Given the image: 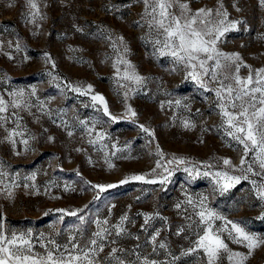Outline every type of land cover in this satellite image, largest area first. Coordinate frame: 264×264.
Here are the masks:
<instances>
[{"label":"rangeland","instance_id":"obj_1","mask_svg":"<svg viewBox=\"0 0 264 264\" xmlns=\"http://www.w3.org/2000/svg\"><path fill=\"white\" fill-rule=\"evenodd\" d=\"M221 2L229 14V22L239 23L221 37L218 50L239 53L242 63L252 70L264 68V7L259 0H189L193 10L216 9ZM38 3L44 18L30 23L26 0H0V96L11 101V93L24 90V100L29 105L19 109L9 107L0 114L7 118L0 126V224L5 234L31 230L34 250L41 253L44 251L41 236L54 238L61 245L67 243L81 214L89 221L107 219L113 225L127 214L130 220L125 227L131 235L109 245L102 256L112 246L132 253L139 244L136 252L141 258L146 256L159 264H173V257H179L174 264H206L202 252L181 255L193 246L200 232L194 226L199 219L195 211L200 209L194 210L187 199L191 197L198 203L203 196L207 197L208 208L264 238L261 218L264 202L256 198L250 183V180L260 182V177L249 174L250 180H242L221 194L213 176L203 175L220 170L241 175L239 170L224 166L222 159L228 158L238 165L243 150L225 138L222 129L216 128L221 120L214 92H206L195 81L186 79L184 67L175 65L171 56L154 51V37L142 20V0H38ZM45 52L50 62L45 61ZM121 56L131 62L136 73L147 78L143 85L122 79L125 69L122 64L117 65L120 68L117 75L113 63ZM239 74L247 77L249 67H241ZM68 85L82 90L88 85L92 87L82 95ZM95 94L104 97L109 112L118 118L115 122L103 114L102 105L92 101ZM176 100H181V106L175 105ZM169 101L173 102L171 106ZM126 106L137 115L128 117ZM17 117L21 119L17 121ZM185 120L195 126L185 128L182 123ZM140 125L148 127L153 135L143 132ZM13 130L24 133L13 137L15 144L6 139ZM69 131L73 133L71 136ZM97 133L103 134L102 140ZM50 136L52 141L48 139ZM22 139L28 140L27 151L20 143ZM89 140L96 142L90 144ZM159 153H163V159ZM179 158L184 163H179ZM157 161L162 167L156 168ZM164 167L172 175L168 183L161 184L162 176L167 175ZM185 168L192 169L193 176L197 170L201 175L192 179ZM33 174L34 180L30 179ZM133 175H144L145 181L157 182L129 179L127 183H119ZM14 182L19 186H14ZM25 184L29 187H24ZM109 184L116 187H105L103 192L91 187ZM9 189L13 193L11 198L7 194ZM97 195L99 199H94ZM58 209L65 211L61 213ZM70 212H77V216L67 215ZM145 213L156 216L147 231L141 228ZM61 215L63 221L59 219ZM189 216L191 221L186 219ZM84 227L86 237L97 230L91 222ZM180 227L185 231L177 236ZM156 230H160L158 241L166 243L167 249L153 253L150 237ZM226 242L233 251L247 252L243 245ZM125 258L135 261L136 254ZM221 264H229L226 257ZM246 264H264V246L254 250Z\"/></svg>","mask_w":264,"mask_h":264},{"label":"snow or ice","instance_id":"obj_2","mask_svg":"<svg viewBox=\"0 0 264 264\" xmlns=\"http://www.w3.org/2000/svg\"><path fill=\"white\" fill-rule=\"evenodd\" d=\"M142 3L144 4L142 20L149 29V35L154 37L152 40L154 51L161 56H171L175 65L184 67L187 73L186 79L195 81L198 87L206 92H214L216 97L215 107L218 109L221 120L216 128L218 130L222 129L223 136L243 150L238 165H234L228 158L222 159L224 166L233 171L239 170L242 173L241 175H233L227 170H220L215 173L204 172L203 175L213 176L214 185L221 194L236 187L242 180H250L249 174L258 176L260 182L250 180V183L253 185L256 198L264 202V68L252 70L250 66L242 63L239 53H224L217 48V43L221 37L228 31L236 29L239 21L229 22V14L223 9L222 2L219 3L216 9L202 7L195 10L190 7L189 0H142ZM259 3L264 7V0H259ZM26 5L29 9L30 23H35L38 19L44 18L40 12L38 0H26ZM233 6L236 7L235 4ZM236 10L239 11L240 9L236 7ZM119 39L123 43V38ZM112 46L115 48V43ZM16 47L19 49L20 45L17 44ZM117 51L119 50L117 49ZM127 51L128 49L125 46L124 53L126 54ZM44 58L46 62L51 60L47 52L44 53ZM25 59L27 60L28 57H25ZM118 64L125 66L122 79L132 81L137 85H143L146 82L147 78L136 73L131 62L124 59L123 56L113 63L117 75H120ZM53 67H55L54 64ZM241 67H249L247 77H242L239 74ZM210 84L216 86L209 87ZM125 86L121 85V87ZM68 87L73 92H79L83 95L90 92L92 86L88 85L83 90L71 85H68ZM35 94L33 88L31 95L34 96ZM11 95L13 97L11 101H5L0 96V114L6 113L9 107L19 109L29 106L28 102L24 100V90L15 91ZM125 96H127V93H125ZM91 99L103 106V114L110 117L111 121L115 122L118 119L111 115L102 95L95 94ZM172 103V101H169V106ZM181 104V100L175 101L176 106L179 107ZM95 106L94 103L93 107ZM163 106L162 104L161 107L163 108ZM184 107H187V105H184ZM126 114L128 117L137 115L130 106H126ZM12 115H16V113L13 112ZM6 119L4 115H0V126H3ZM20 119V117H17V121ZM182 123L185 128L195 126L188 120ZM80 124L84 125L85 122L80 121ZM139 127L149 136L153 135L145 125ZM88 132L91 135L92 129H89ZM72 134L71 131L68 132L69 136ZM22 135L24 133L13 130L9 132L6 139L15 144L16 141L13 137ZM97 138L102 140L103 134L97 133ZM48 139L52 141L53 137L50 136ZM95 142L89 140L90 144ZM20 143L26 146L25 150L27 151L28 140L22 139ZM77 150L79 151V149ZM112 155H115V153H112ZM159 155L163 159V153H159ZM173 159L176 160L177 158L173 157ZM178 162L184 163V159L179 158ZM168 163L170 164L172 161L170 160ZM109 167L111 168L113 165L109 164ZM160 167L162 165L160 161H157L156 168ZM208 167H212V165H208ZM156 168L152 169L153 173L156 172ZM184 171L188 172L192 179L201 175L198 170L195 176L192 175V169L185 168ZM164 172L167 175L162 176L159 181L161 184L168 183L172 175L167 167H164ZM34 178L35 174L30 177L33 180ZM129 179L145 181V176L133 175L119 181V183H127ZM145 182L156 183L157 181L149 180ZM14 186L18 187L19 185L14 182ZM24 187H29V185L25 184ZM91 187L98 188L100 192H103L105 187L113 188L116 185H91ZM7 194L11 198L13 195L11 189L8 190ZM94 199H99V195ZM206 200L207 197L203 196L200 197L198 203L191 197L187 199V204L192 206L194 210L200 209L195 211V215L199 219L194 222V226L200 229V232L197 233V238L192 242L193 246L183 251L181 255L186 256L202 252L206 258V264H221L225 257L229 264H246V261L253 255L254 250L264 246V238L248 232L240 223L227 220V218L208 208L205 203ZM176 208H181V204L178 203ZM57 211L64 213L65 210L58 209ZM78 211L83 212V210ZM67 215L77 216V212H70ZM143 215L144 224L141 225V228L147 231L156 216L146 213ZM77 218L79 224L70 230L72 234L69 235L67 243L61 245L54 238L44 239L41 236V247L44 249L41 253L34 250L31 230L27 233H13L8 236L3 231L2 224H0V264H159L158 261L150 260L146 256L141 258L139 253L136 252V249L140 247L139 244L132 250V253L136 254L135 261L126 259L125 257L132 253L117 246H112L107 254L102 256L109 245H116L120 238L131 235L125 227V223L130 220L127 214L121 216L118 223L114 225L110 224L107 219L89 221L83 214ZM261 218L264 219V214ZM59 219L63 221L64 215H61ZM164 219L166 220V218ZM186 219L191 221L192 217L189 216ZM216 221H223V223L222 225H216ZM89 222L95 223L97 230L92 233L91 237H86L84 226ZM184 231L185 228L180 227L175 234L180 236ZM224 233H227V236H224ZM159 236L160 230H156L150 237L153 253L157 249H167L166 243L158 241ZM228 240L243 245L247 252L233 251L226 242ZM177 259L179 257H173V264Z\"/></svg>","mask_w":264,"mask_h":264}]
</instances>
